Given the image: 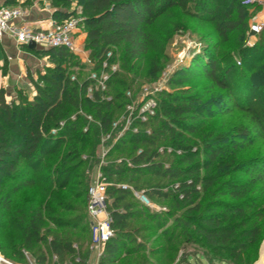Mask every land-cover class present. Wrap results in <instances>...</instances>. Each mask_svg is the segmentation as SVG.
I'll return each mask as SVG.
<instances>
[{
  "label": "trees",
  "instance_id": "obj_1",
  "mask_svg": "<svg viewBox=\"0 0 264 264\" xmlns=\"http://www.w3.org/2000/svg\"><path fill=\"white\" fill-rule=\"evenodd\" d=\"M76 1L94 65L64 47L45 48L54 65L31 79L34 96L19 93L7 103L0 89V253L18 263L26 253L34 264L87 263L91 177L84 170L100 160L101 134L112 131L104 158L121 152L122 159L101 166L114 182L106 187L114 234L98 264H199L204 254L188 252L190 246L204 249L210 264H252L264 237V156L239 154L249 139L264 138V30L253 46L244 36L256 8L244 0ZM174 8L210 22L218 45L238 32L235 52L207 48L175 70L168 83L178 91L158 92L155 115L136 122L138 132L115 138L119 127L112 123L131 101L126 92L135 93L145 56L156 45L154 25ZM52 16L73 15L57 9ZM171 22L166 25H179ZM107 51L119 69L110 73L106 91L93 89L89 96L93 80L86 74L101 70ZM161 68L151 61V73ZM200 71L224 90V99L212 102L206 93L183 87L190 73ZM236 108L249 117L253 136L243 126H232L227 137L217 126L204 131L209 119ZM59 121L64 124L51 134ZM160 144H178L182 152L161 154ZM134 191L165 210L144 205Z\"/></svg>",
  "mask_w": 264,
  "mask_h": 264
},
{
  "label": "rangeland",
  "instance_id": "obj_2",
  "mask_svg": "<svg viewBox=\"0 0 264 264\" xmlns=\"http://www.w3.org/2000/svg\"><path fill=\"white\" fill-rule=\"evenodd\" d=\"M51 7H55L64 11L70 12L71 15L74 17L80 19L83 21L84 14L82 12V7L77 3L76 0H51L50 1ZM19 4H12L10 6H18ZM192 7V6H191ZM168 20H171L179 25H173V26H167L166 23ZM81 29V34H85V27L80 23L79 25ZM154 36L156 39V45L152 47L150 52L145 56V60L143 61L144 69L139 73V78L136 80V83L134 85L135 93L131 92L132 97L131 102H136L140 94L142 93L143 88L152 86L154 84H161L163 86L164 90L169 92H177L178 87L174 86L172 84H169V80L173 77V74L175 70L182 68L183 66L186 67L187 65H190L193 63V59L196 56H204L203 54L206 53V51L216 49L217 52H224V51H230L232 53L235 52V43L238 36V32H235L230 35L229 41L224 42L221 45L219 44V38L216 36L213 26L210 22H205L196 18L191 17L187 14H182L180 9L174 8L171 12H169L168 15H166L164 18L159 20L154 25ZM78 36V40L76 41L77 44V51L79 52L78 57H92V50L86 45L85 42V35ZM246 38V33H245ZM258 36L255 41H257ZM209 48V50L207 49ZM116 50V48H115ZM117 51V50H116ZM50 56L47 55L46 60H44V64L42 65L41 69L36 70L34 73V80H39L38 73L44 74L46 67H52L54 65V62L51 61L49 58ZM116 57H120L119 53H116ZM157 61L158 65L162 66V70L158 73H151V61ZM241 59L239 57H235V63L236 65H239L236 70L239 71L241 68L240 63L237 62ZM46 61V62H45ZM118 69L120 62H118ZM242 69V68H241ZM240 69V70H241ZM218 73L219 70H218ZM73 74L77 77L76 71L73 72ZM89 72H87L86 75H88ZM33 84V82H32ZM27 86H22L21 89L16 93L17 95L23 94V92L26 90ZM184 88L185 87H192V92H203L206 93V98L209 97L213 101H217L220 99H224V90L218 88L217 86L213 85L211 80L207 77L203 76L200 72H196L195 74L190 73V76H187L184 81ZM23 91V92H22ZM26 92V91H25ZM29 94V93H28ZM30 95V94H29ZM126 107V106H125ZM243 112L240 110L233 109L229 114H220L218 116H215L211 119H209L206 128H204V131H208L214 126L218 127V134L225 135L227 137L228 131H230L232 126H243L247 127L248 129V135L250 136L252 134L251 132V124L249 123V117L244 116ZM88 116V115H87ZM91 116V115H90ZM126 116V111L124 109V112L121 113L114 121L118 123V129L119 131L121 129L120 126H123L124 119ZM89 120V119H88ZM90 120H93L91 117ZM86 128V127H85ZM149 129V128H147ZM116 132V131H115ZM103 134L100 136V145H99V154H100V160L97 162L94 166H84L85 167V173L86 175L90 174L91 182L96 176V172L98 171V168L100 169L102 175L103 171L101 166L102 165H108L111 161H120L122 159V153H114L110 157L106 159L104 158L105 154L104 149L108 150L107 141H103ZM111 139V138H110ZM109 139V140H110ZM227 140V139H226ZM195 141V140H194ZM197 143H200V141H197ZM248 142H250L247 146H242L240 148V156L241 157H255V156H264V138L253 140L249 139ZM193 144V143H192ZM164 144H160L159 146H162ZM175 145V146H174ZM195 145V144H193ZM169 146L180 149L178 144H170ZM195 147L193 148V150ZM140 150V149H139ZM82 157L85 159L86 154H83ZM200 159H203V156L200 157ZM87 160V159H86ZM105 177V176H104ZM106 180L107 185L111 182L110 180ZM90 182V184H91ZM89 184V185H90ZM121 185H126V183H122ZM88 191V190H87ZM264 241V237L259 245L258 249V255L255 261L252 264H264V250L262 253V258L260 257L261 252V245ZM90 249V248H89ZM188 252L196 251L201 253L202 255L206 257V251L198 246H190L187 249ZM26 259L21 262V264H34L32 262V258L26 253ZM204 256H200V263L199 264H208L209 262ZM53 260L55 257L53 256ZM79 259V258H77ZM52 264V263H50ZM191 264H196L195 259L192 260ZM210 264V263H209ZM219 264V263H217Z\"/></svg>",
  "mask_w": 264,
  "mask_h": 264
},
{
  "label": "built area",
  "instance_id": "obj_3",
  "mask_svg": "<svg viewBox=\"0 0 264 264\" xmlns=\"http://www.w3.org/2000/svg\"><path fill=\"white\" fill-rule=\"evenodd\" d=\"M244 3L251 5L252 7L264 5V0H244ZM28 15V9L24 6H0V41L5 37H10L17 44H35L43 48L52 47H64L69 51L76 53L77 44L76 38L81 29L79 27L82 20L69 16L66 19L59 20L51 17L48 23L44 26H33L26 21ZM83 25V24H82ZM264 30V20L261 18L259 12L253 13L249 18L248 29L246 32L245 44L247 46H253L255 44L254 36ZM83 33V32H82ZM112 56L111 51H107L105 58L101 61V70L99 72L95 70H89L88 77L93 80L91 86L88 87V95L91 96L93 89L106 91L107 81L109 80L110 73L118 69L117 62H109ZM80 58V57H79ZM80 60L87 64L89 67L94 65V60L91 57H81ZM240 63L239 61L237 62ZM74 74L71 75V79H75ZM161 84H154L149 87H145L142 93L138 97L136 102L128 103L125 107L126 116L124 119L123 126L114 136L115 138L120 137L124 131L131 130L138 132L139 127L136 122L146 123L149 119L155 115L157 100V93L164 90ZM126 95L131 96V91H127ZM14 98H17L16 94H11L5 97L7 103H11ZM109 98V97H108ZM74 118V115L71 116ZM87 118L90 120L91 116ZM64 124L63 121H59L57 127L50 130L51 134L57 132L58 128ZM118 123L114 121L112 128H117ZM86 129V128H84ZM112 129V130H113ZM147 133H150V129H146ZM113 136L112 131L103 134V141L109 140ZM107 150L104 149V155ZM140 152V150H138ZM158 152L161 154H180L181 149H175L169 145H162L158 147ZM126 187V185H121ZM178 185L175 184L173 188ZM107 183L105 177L102 175L100 169L96 172L95 178L92 180L87 191V203L86 212L90 225L91 232V243L90 250L95 253L97 259L100 258L104 251L106 242L113 236L114 230L111 227V219L109 217L108 197L106 193ZM136 197L149 208L162 211L165 210L164 206L154 203L151 201L143 191H134ZM182 198V195L179 196ZM0 264H21L12 261L0 253ZM32 264V263H31Z\"/></svg>",
  "mask_w": 264,
  "mask_h": 264
},
{
  "label": "crops",
  "instance_id": "obj_4",
  "mask_svg": "<svg viewBox=\"0 0 264 264\" xmlns=\"http://www.w3.org/2000/svg\"><path fill=\"white\" fill-rule=\"evenodd\" d=\"M13 1L14 2L7 3V0H0V6L17 3L26 7L28 9L26 21L30 25L36 27L46 25L49 19L53 17L54 11L58 9L51 7V0ZM253 8H256L253 13L259 12L261 18L264 20V5L252 7L251 10ZM79 34L77 35L76 41L79 39ZM81 35L85 34L82 33ZM258 35L259 33L254 36V40H256ZM44 49L45 48L35 44L34 47H30L29 44H17L13 39L7 36L0 41V89L5 91L4 97L16 94L22 86H27L26 92L24 91L23 93L28 97H32L36 94L31 79H35V71L41 69L44 60H46L47 54L42 52ZM14 100H17V98H14ZM98 261L99 259H97L95 253L90 251L86 264H98Z\"/></svg>",
  "mask_w": 264,
  "mask_h": 264
},
{
  "label": "bare ground",
  "instance_id": "obj_5",
  "mask_svg": "<svg viewBox=\"0 0 264 264\" xmlns=\"http://www.w3.org/2000/svg\"><path fill=\"white\" fill-rule=\"evenodd\" d=\"M263 249H264V242H263V244H262V248H261V252H260V257L262 258V253H263Z\"/></svg>",
  "mask_w": 264,
  "mask_h": 264
},
{
  "label": "water",
  "instance_id": "obj_6",
  "mask_svg": "<svg viewBox=\"0 0 264 264\" xmlns=\"http://www.w3.org/2000/svg\"><path fill=\"white\" fill-rule=\"evenodd\" d=\"M29 46L30 47H34V44L33 43H31V44H29ZM264 242V241H263ZM263 244V243H262ZM261 248H262V245H261Z\"/></svg>",
  "mask_w": 264,
  "mask_h": 264
}]
</instances>
